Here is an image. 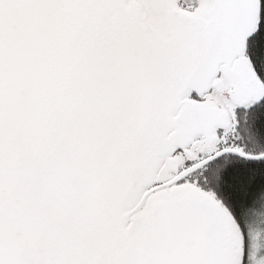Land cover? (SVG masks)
I'll use <instances>...</instances> for the list:
<instances>
[{"label":"snow or ice","instance_id":"1","mask_svg":"<svg viewBox=\"0 0 264 264\" xmlns=\"http://www.w3.org/2000/svg\"><path fill=\"white\" fill-rule=\"evenodd\" d=\"M0 264H264V0H0Z\"/></svg>","mask_w":264,"mask_h":264}]
</instances>
